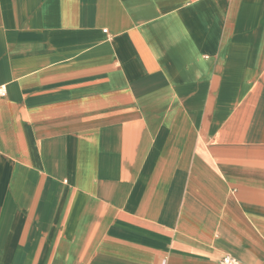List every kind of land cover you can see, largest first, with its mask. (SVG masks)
Returning a JSON list of instances; mask_svg holds the SVG:
<instances>
[{
    "label": "crops",
    "instance_id": "obj_1",
    "mask_svg": "<svg viewBox=\"0 0 264 264\" xmlns=\"http://www.w3.org/2000/svg\"><path fill=\"white\" fill-rule=\"evenodd\" d=\"M0 264H264V0H0Z\"/></svg>",
    "mask_w": 264,
    "mask_h": 264
},
{
    "label": "built area",
    "instance_id": "obj_2",
    "mask_svg": "<svg viewBox=\"0 0 264 264\" xmlns=\"http://www.w3.org/2000/svg\"><path fill=\"white\" fill-rule=\"evenodd\" d=\"M1 94H5V88L1 87L0 89ZM220 264H242V262L235 256L230 254H225L220 259Z\"/></svg>",
    "mask_w": 264,
    "mask_h": 264
}]
</instances>
